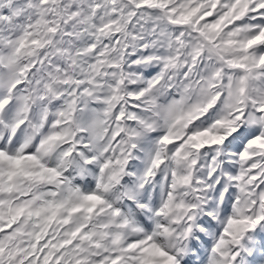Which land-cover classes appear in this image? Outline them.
I'll list each match as a JSON object with an SVG mask.
<instances>
[{
	"label": "snow or ice",
	"instance_id": "obj_1",
	"mask_svg": "<svg viewBox=\"0 0 264 264\" xmlns=\"http://www.w3.org/2000/svg\"><path fill=\"white\" fill-rule=\"evenodd\" d=\"M0 264H264V0H0Z\"/></svg>",
	"mask_w": 264,
	"mask_h": 264
}]
</instances>
